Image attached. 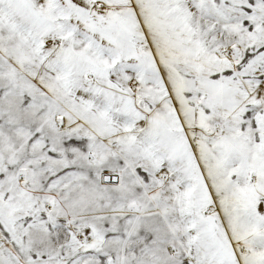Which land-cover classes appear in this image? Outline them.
Wrapping results in <instances>:
<instances>
[{"label": "snow or ice", "instance_id": "snow-or-ice-1", "mask_svg": "<svg viewBox=\"0 0 264 264\" xmlns=\"http://www.w3.org/2000/svg\"><path fill=\"white\" fill-rule=\"evenodd\" d=\"M0 264H264V0H0Z\"/></svg>", "mask_w": 264, "mask_h": 264}]
</instances>
